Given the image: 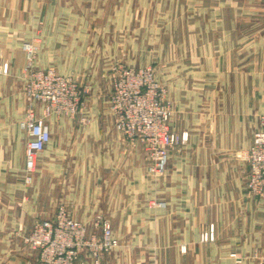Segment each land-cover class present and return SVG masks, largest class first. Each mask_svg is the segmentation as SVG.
I'll list each match as a JSON object with an SVG mask.
<instances>
[{
    "label": "crops",
    "instance_id": "obj_1",
    "mask_svg": "<svg viewBox=\"0 0 264 264\" xmlns=\"http://www.w3.org/2000/svg\"><path fill=\"white\" fill-rule=\"evenodd\" d=\"M221 2L194 0L192 8L205 5L207 11L199 9L182 19L178 31L180 74L171 98L174 113L169 127L175 133L186 132L188 140L169 149L165 172L157 181L143 182L146 197L161 203L145 211L149 216L145 233L150 237L153 232L155 246L178 257L189 256L190 249L195 263L229 264V256L238 254L242 264H264V204L248 197L245 188V157L252 133L264 117V12L248 16L243 11L246 1ZM5 19L0 17V66L7 63V71L15 73L24 58L15 31L31 22L38 33L39 19L34 22V15L25 18L22 12L12 23ZM68 20L50 17L49 39H68L71 33L60 32L56 26ZM75 23L87 21L80 18ZM189 39L194 45L196 40L207 43L184 48ZM196 70L221 75L212 85L203 80L197 83L191 79ZM205 89L212 91L207 94ZM84 116L89 121L86 125L58 119L48 125L49 199H56L55 179L62 176L68 179L63 189L65 200L70 199L65 206L71 218L88 222L106 200L111 204L112 224L126 219L129 223L136 202L135 148L120 142L109 113L90 111ZM0 117L8 120L0 126V246L5 252V248L15 249L19 240L9 232L27 229L40 216L34 201L40 199L36 179L41 176L33 174L31 185L24 182L27 137L13 114ZM65 152L72 158L61 160ZM253 252L256 259L251 258ZM20 254L14 257L16 264H37L34 253Z\"/></svg>",
    "mask_w": 264,
    "mask_h": 264
},
{
    "label": "rangeland",
    "instance_id": "obj_2",
    "mask_svg": "<svg viewBox=\"0 0 264 264\" xmlns=\"http://www.w3.org/2000/svg\"><path fill=\"white\" fill-rule=\"evenodd\" d=\"M193 1L0 0V17H7L5 19L6 23L19 20L17 17L21 16V12L25 18L34 15V22H36L37 18L39 19L38 33L35 28L34 31L32 30L31 22L21 24L22 28L20 27V29L15 31V37L21 41L20 48L23 43H30L34 50L33 67L37 70H51L56 75L63 77L65 83L75 85L82 93L83 102L82 108L72 118H69L56 117L46 111L45 105L29 99L25 94V82L23 79V70L27 61L21 48L24 58L18 72L7 71V63H3L0 66V115L4 113L13 114L19 123L20 120L32 114L42 118L47 125L51 124V126L54 125L55 119L73 120L81 125H86L89 121L84 115L90 111H105L112 116L108 109V93L111 89V75L119 65L132 68L147 67L151 70L152 86L157 89L158 94L169 107V127L174 113L173 100L171 98L176 90L175 81L180 74L177 72L179 70L177 68L179 61L177 48L178 46L181 47V41L177 40L178 31L181 30L182 19L198 13L199 9L207 11L203 8L205 5L192 8L191 3ZM220 1L223 2L224 0ZM235 1L238 2L239 0ZM242 1L247 2V6L243 11H246L245 13L248 16H261V13L264 12V3H262L264 1L260 2L257 7L256 2L261 0ZM243 6L245 7V5ZM54 16L66 17L67 20L71 19L70 21L68 20V24L60 23L56 25L57 28L59 27L60 32L67 31L69 34L71 33L68 39H60V37L56 36L54 39H49L48 29L50 25L48 20ZM80 18L86 20L87 23H75ZM95 19L97 21H93ZM35 26L36 24H34ZM74 32L76 33L74 34ZM75 36L82 38H76ZM199 43L204 44L207 41L196 40L194 45L192 39L185 40L184 48L187 47V44L196 46ZM38 63L40 66L37 65ZM194 73L197 75L195 78L192 76V80L196 79L197 83L203 80L206 84L208 82L211 85L221 75L216 72L197 70ZM210 90L212 91V89L203 91L208 94ZM211 95L213 94L211 93ZM112 119L114 126L113 116ZM7 121L0 117V126H6ZM172 132L177 136L178 144L182 145L187 142L188 135L186 132ZM119 137L121 143L133 145L135 148L133 152L137 156L136 161L134 160L133 163L136 177L135 213L134 216L130 215L129 223L128 219H126L120 224L116 221L112 224L110 217L111 204L109 205L106 200L101 212L91 216L88 222H81L71 218L65 206L70 199L68 201L65 200L63 189L64 182L65 180L68 182V179H63L62 176L57 175L55 179L57 184L56 199H49L47 192L49 179L46 167L48 146H46L38 154L36 167L32 173H29L31 182L27 184L31 185L33 174H40L41 179H36L40 183V199L34 201L40 216L36 217L27 229L15 233L9 232L10 236L13 235V237L19 239L18 244L15 249L5 248V252L3 246H0V264H16V258L21 257L20 253L28 251L35 254L37 264H43L40 261L39 251L30 249L24 242V238L27 237L36 224L42 221H50L60 210H64L68 218L83 223L88 228H92V224L97 220L96 218L111 225L116 245L111 250L102 252L98 264H202L192 261L190 249L188 250L189 256L178 257L171 251L166 252L165 249L155 246L157 242L153 240V232L150 237L147 231L145 233V229L149 227L147 226L149 225L147 223L149 216L145 215L147 209L158 208L159 206L157 201L154 202V199L150 200V198L146 197L143 190V182L145 179L157 181L162 174L154 175L148 172L147 167L152 163V151L147 144L140 141H129L121 135ZM122 154L127 155L125 152ZM59 158L68 160L72 157L71 153L65 152L61 153ZM39 162H42V166H39ZM24 174L25 179L27 174L25 170ZM74 180L85 181V179ZM61 191L62 193H60ZM83 202L87 203L86 200ZM150 238H152L151 241ZM0 242L2 241L0 240ZM184 255L186 254L184 253ZM251 258L256 259L255 252H253ZM229 259V264H242L238 254H231ZM83 260L85 264H94L88 257V253L83 255Z\"/></svg>",
    "mask_w": 264,
    "mask_h": 264
},
{
    "label": "built area",
    "instance_id": "obj_3",
    "mask_svg": "<svg viewBox=\"0 0 264 264\" xmlns=\"http://www.w3.org/2000/svg\"><path fill=\"white\" fill-rule=\"evenodd\" d=\"M21 48L27 61L23 70L25 94L32 101L45 105L46 111L56 117L72 118L82 108L81 91L75 85L65 83L63 77L51 70L35 69L32 64L34 50L30 43H23ZM152 80L151 70L147 67L118 65L111 75L107 103L114 118L115 131L129 141L147 144L152 151V163L147 170L161 175L165 172L168 151L178 144V138L168 127L169 107L152 86ZM259 125L252 133L245 157V188L248 197L257 198L264 204V117H260ZM18 126L27 137L24 182L29 184V173L36 167L37 156L49 143L51 134L45 121L32 114L20 120ZM96 219L92 228H88L60 210L50 221L36 224L24 242L30 249L39 251L43 264H85V253L94 264H98L102 252L111 250L116 240L111 225Z\"/></svg>",
    "mask_w": 264,
    "mask_h": 264
}]
</instances>
